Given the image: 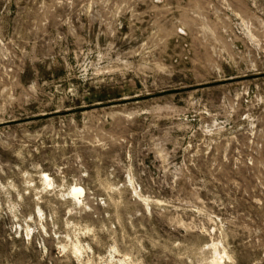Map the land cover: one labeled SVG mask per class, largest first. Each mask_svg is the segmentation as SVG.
I'll list each match as a JSON object with an SVG mask.
<instances>
[{"label": "rangeland", "instance_id": "1", "mask_svg": "<svg viewBox=\"0 0 264 264\" xmlns=\"http://www.w3.org/2000/svg\"><path fill=\"white\" fill-rule=\"evenodd\" d=\"M0 264H264V0H0Z\"/></svg>", "mask_w": 264, "mask_h": 264}, {"label": "bare ground", "instance_id": "2", "mask_svg": "<svg viewBox=\"0 0 264 264\" xmlns=\"http://www.w3.org/2000/svg\"><path fill=\"white\" fill-rule=\"evenodd\" d=\"M83 190L84 189L82 187L76 186V187H74V191L72 193L78 197L83 192Z\"/></svg>", "mask_w": 264, "mask_h": 264}]
</instances>
